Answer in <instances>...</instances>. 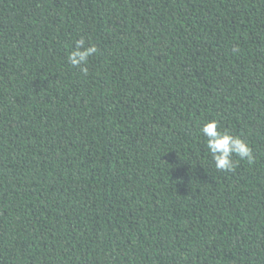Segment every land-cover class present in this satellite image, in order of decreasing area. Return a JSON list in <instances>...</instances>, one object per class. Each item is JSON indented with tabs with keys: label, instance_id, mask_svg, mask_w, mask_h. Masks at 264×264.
<instances>
[{
	"label": "trees",
	"instance_id": "16d2710c",
	"mask_svg": "<svg viewBox=\"0 0 264 264\" xmlns=\"http://www.w3.org/2000/svg\"><path fill=\"white\" fill-rule=\"evenodd\" d=\"M0 264H264V0H0Z\"/></svg>",
	"mask_w": 264,
	"mask_h": 264
},
{
	"label": "clouds",
	"instance_id": "9594fccd",
	"mask_svg": "<svg viewBox=\"0 0 264 264\" xmlns=\"http://www.w3.org/2000/svg\"><path fill=\"white\" fill-rule=\"evenodd\" d=\"M97 54V46L92 43L86 45L85 40L81 38L75 41V47L69 51L67 62L72 67L79 68L82 73L87 74L88 58ZM199 132L206 141V149L218 171H233L234 156L246 159L249 164L254 163L255 157L249 144L238 135L221 131L217 120L205 121L202 123Z\"/></svg>",
	"mask_w": 264,
	"mask_h": 264
}]
</instances>
